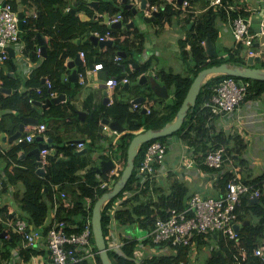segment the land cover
Returning a JSON list of instances; mask_svg holds the SVG:
<instances>
[{
    "label": "trees",
    "instance_id": "1",
    "mask_svg": "<svg viewBox=\"0 0 264 264\" xmlns=\"http://www.w3.org/2000/svg\"><path fill=\"white\" fill-rule=\"evenodd\" d=\"M25 3L28 1L31 5H36L38 11L36 14L25 15L26 21L23 23L22 37L25 43V53L29 56L30 60L35 63V67L31 72L30 76L24 83V90H16L14 93L4 94L2 89L10 86L17 88V82L12 78L7 70H15L16 62L15 58L10 55L5 61V67L0 70V110L11 108L12 112L7 116L14 120V127L12 129H6L7 131H13L17 124L21 120V116L28 113H34L35 106L42 95V99L46 101L51 98L50 91L46 87L42 93L36 92V88L43 85V78L51 79L53 82L52 89L54 91L65 90L70 88L72 82L70 80L63 81L62 73L68 71V64L66 59L68 57H76L80 50H83L86 54V65L85 67H94L98 62L103 63V68L109 70V77L122 78L125 71L123 70V64L128 58L133 56V47L137 50L143 51L144 37L138 33L139 30L136 28L131 29L128 26V19L133 14V10L124 6L123 0H100L99 11L106 12L110 15H115L118 12H122L125 21V27L113 28L114 35L116 38L113 44L106 48L105 51L97 52L91 50L87 52L86 43H76L77 38L85 39L88 37L87 33L90 31L98 30L100 33H105L108 26L102 23L99 19H96L95 11L88 4V0H23ZM78 4L74 6V2ZM152 3L160 5V10L157 12L156 22L163 23V21H172V19L181 13V3L176 0L175 4L170 3L167 0H150ZM199 1H205L207 5L203 8L200 13H195L194 7L190 11L188 22L186 24L189 27L190 36L187 39L181 41V47L185 57L190 60L193 59V67L191 72L187 75L175 73L173 71L161 70L163 82L167 84L169 88L173 90L171 100L157 98L153 93H148L147 84H137L138 87L133 88L136 92L141 91L140 88L143 86L144 95H150V112H142L140 110L139 115L143 122L147 124L148 128H161L166 123L172 121L187 92L194 80V77L198 72L206 66L213 64H220L227 62L235 65H248V50L249 47L242 41H236L232 47H226V49L217 52L215 55H208L205 49V40L208 36L217 44L219 41L220 27L218 20L222 19L225 22L230 23L234 18L238 16L250 17L254 14V11L245 10L239 4L234 7L233 0H224L222 6L213 7L209 6L206 0H190L192 5L198 4ZM239 1V0H238ZM12 3L14 10H18L17 4L14 0H9ZM70 4V9L65 10ZM164 4V6H162ZM234 8H230V6ZM240 6V7H239ZM85 10L88 13L89 18L83 19L78 12ZM191 24V25H190ZM135 27V26H134ZM133 34L136 40H132ZM48 34L50 36L49 43L47 46V54L45 57H40L36 50L38 49V34ZM130 33V34H129ZM126 34L125 38H121V35ZM132 37V38H131ZM187 44L190 45L189 49L185 47ZM185 48V49H184ZM125 51L127 57L120 61H115V55L118 51ZM122 61V62H121ZM264 68V61L258 65ZM147 69V64L142 65L140 68L131 72L130 77L137 78L143 74V71ZM225 76H232L228 74H218L209 78L201 87L200 92L197 96L195 106H192L188 110L187 117L184 120L183 125L172 135L160 137L159 140L167 141L172 137H178L185 145L192 149V153L195 154L199 164L204 170L207 171H220L224 168V165L232 160H236L234 154L242 156L246 149V142L243 137L238 133H226L223 129H217L216 123L213 117V113L207 102L211 96L215 93L217 86L223 80ZM129 77V78H130ZM237 79L247 80L250 82L248 92L245 101L248 99H259L264 97V80H257L251 78L237 77ZM124 84L122 85V87ZM129 86L126 89L130 90ZM125 88V87H124ZM18 89V88H17ZM33 98L34 103H30L29 99ZM132 107V104L122 98L115 97L114 102L111 105H106L102 114L100 112H94L93 118L88 119V125L84 130L85 136L91 138V142L88 145L89 152L100 151L101 141L104 136L97 132V125L100 118L112 117L113 120H119L122 123L128 118V113ZM71 109V112L69 111ZM53 112L54 115L66 119L71 116L76 117L77 110L72 104L66 105H52L48 111L49 115ZM60 112V113H59ZM47 113V114H48ZM6 116V115H5ZM7 117L3 116V122L0 124V129L3 123L7 122ZM45 119V117H44ZM41 120V118L39 119ZM41 122V121H40ZM43 123V122H42ZM141 123V122H140ZM7 124V123H5ZM133 124H136L133 122ZM213 132V138H210V131ZM60 143H64L62 135L58 138ZM150 141L144 143L138 153L135 163L138 164L142 150L145 145ZM37 141L32 143L35 145ZM62 143V144H63ZM61 144V145H62ZM58 145V150L48 155V162L45 166V173L37 171V157L29 152L31 145L27 146L25 142L20 143L18 146L11 149L10 152L3 153L0 145V158L4 157L7 159V171L11 165L13 171H8L7 175L11 182L21 181L25 186L23 193L19 196L21 207L25 210L29 216V222L33 226L38 227L40 223L48 216L50 210L55 202V196L58 198L57 217L65 218L66 222L75 224L74 230H81L83 227V220L77 218V216L85 215L87 206V199H93V203L97 200L100 195L104 193L103 189L98 188L101 182L104 180H110L107 174L98 173L97 166L90 165L91 155L79 154L77 151L69 150L67 153L68 157H60L62 146ZM129 141L125 137H121L116 147V152L111 151V156L103 154L101 157L114 159L116 157L125 160L124 167L127 163V149ZM61 146V147H60ZM224 147L225 153L223 162L220 168H211L204 162L206 153L213 148ZM25 148L26 156L23 159L18 158L17 150ZM102 153V152H101ZM105 155V156H104ZM244 160V157H241ZM115 161V159H114ZM14 163H17L16 165ZM81 169H86L83 174H80ZM123 171V170H122ZM114 177L116 182L121 176ZM1 175V174H0ZM231 171L225 170L220 179V186L223 192L227 189V181ZM252 177V178H251ZM0 178H3L1 176ZM167 184H154V190L158 197L155 199L153 192L148 189L144 190L145 199H141V195H136L130 198L124 203V208L119 213L121 223L120 225L131 226L134 222H139L140 225L149 227L153 225L154 213L165 215L167 208H182L186 205L187 200L192 194L189 193V188L186 183L178 178H175L174 174L168 177ZM134 176H132L127 185L126 189L132 187ZM246 183L252 184L255 188L262 191V196L259 202H251L248 198H245L243 206L239 209L238 221L241 223L239 228V234L241 235L238 243L234 240H230L224 237L220 233L215 237L212 235V239H219V248L213 249L212 256L206 261L205 264H240L236 256L241 258V254L238 250L239 246H244L247 250V257L242 260L241 264H264V259L261 256L255 255V249L264 245V174L258 176H250L248 179H244ZM58 185V189L56 188ZM57 189V191H56ZM65 189L67 191L66 200L72 202V207H65L59 191ZM97 190V195L95 194ZM55 192L58 194L55 195ZM55 195V196H54ZM94 204L92 205L91 212H93ZM90 212V213H91ZM0 215L4 219H7L12 215L9 212L5 204L0 206ZM141 216H144L145 220H141ZM110 217L104 211L102 214V223L105 236L108 235V224ZM145 221V222H144ZM249 222V223H248ZM5 226V225H4ZM4 226L0 227V232ZM14 242L21 240V236L11 231V236L0 238V254L4 251H9L6 244L11 239ZM201 238L199 237L198 240ZM94 240V238H93ZM124 246L125 254L119 253L109 249L110 257L114 264H138L137 258L142 259L141 264H189V251L188 246H176L167 249H156L147 244L145 254L139 256L138 247L139 241L134 238H127ZM95 242V241H94ZM5 247V249H3ZM32 247H21V254L24 257L25 262H28L32 255L37 251ZM97 249V247H96ZM236 255V256H235ZM97 263L102 264L100 256L97 255ZM76 264H92L91 260L83 259Z\"/></svg>",
    "mask_w": 264,
    "mask_h": 264
},
{
    "label": "crops",
    "instance_id": "2",
    "mask_svg": "<svg viewBox=\"0 0 264 264\" xmlns=\"http://www.w3.org/2000/svg\"><path fill=\"white\" fill-rule=\"evenodd\" d=\"M9 1V0H0V5L3 4V2ZM17 4L18 11H23L25 15L35 14L38 9L36 5H31L30 2H24L23 0H14ZM91 1L94 0H88V4L90 7L93 8L95 11V18L99 19L104 24H106V18L108 17L109 13L106 12H100L99 11V5L100 0H96L98 3L97 5L93 6L90 4ZM209 0H206V2ZM234 1V7H237L236 4L240 3V6L243 7L245 10L248 11H255L262 5H264V0H233ZM71 2V0H70ZM74 4L77 1H73ZM128 2H130L128 0ZM131 3V2H130ZM75 6V5H74ZM142 4L135 3L134 8H136V12H133V14L130 16L129 20L126 22L128 24H131V21H134V25H129L131 29L136 28V30H139L140 34L144 37L143 42V51H139L136 49V47H133V56L131 58H128L126 62L123 64V70L125 71L124 76H129L131 72L138 69L134 64L131 62V59H135L138 63H140V67L142 65L147 64V69L143 71L145 74H153L157 77V79L161 82H163L161 70H167V71H173L175 73H180L182 75H187L190 73V71L187 73H182V68L185 66V62L192 61L193 59L190 58L188 60L185 55L183 54V50L181 47V41L184 39H187L190 36L189 27L186 26L189 18L190 11L185 10L181 8V13L179 15H176L172 21H163V23L156 22V17L152 19L151 17H147L144 14V8H142ZM207 5L205 4V1H199L198 4L192 7L196 8L195 13H200V11L203 10ZM239 6V7H240ZM70 9V4L65 7V10ZM140 10H143L144 17L147 18V20L144 18V20L136 19L134 15H138V12ZM78 14L85 20L88 19V13L85 10H81L78 12ZM220 27V35H219V41L217 42L216 46L218 48H222L223 50L226 49V47H232L235 44V38L232 33V28L230 23L223 22L218 23ZM191 25V24H190ZM135 26V27H134ZM122 28L125 27V24L121 25ZM135 30V29H133ZM132 32V40H136L134 34ZM98 30L90 31L88 32L85 39L83 38H77L76 43H86L88 42L89 45L86 46L87 52H90L91 50L102 52L105 51L108 45L101 46L99 43H95L94 39H91V36H97ZM129 33V34H130ZM126 34L121 35V38H125ZM131 37V38H132ZM50 36L48 34H38V49L36 50V53L40 57H45L46 55L42 54V46H45L44 53L47 54V46L49 43ZM205 44V43H204ZM216 47V48H217ZM186 49L190 48V45L187 44L185 47ZM184 48V49H185ZM206 49V48H205ZM81 51V50H80ZM80 51L76 55L80 57L82 60V57L80 56ZM86 54L84 61L82 60L81 64H78L75 62L73 66L70 65V62L75 60L76 57H68L66 59V64H68V71H65L62 73V80H70L69 76L70 74L77 69L78 73L83 72L84 73V81L81 82L79 79L77 82L71 81L72 84H70L69 89L65 90H56V94L53 97L58 96L59 94H65L64 99H62L59 102H54L52 105H66V104H72L77 110V116L71 118V116L67 117L66 119H63L62 117L56 116L51 112L49 115L48 111L50 110V106L44 108L42 105H39L38 102L46 103V99H42V95H40L38 101L34 107L35 112L32 113H26L21 116V120L16 123V128L11 132L7 131L6 129H12L14 127V120L8 118L7 116L9 113L12 112L11 108L1 109L0 110V124L3 122V116L7 117V124L3 123L1 129H0V145L2 148L3 153L10 152L11 149L18 146L20 143L17 142V134L21 132V135H25L31 131H34V125L33 124H25L24 128L21 130L20 124L24 121V117L31 116L36 117L38 119L41 118V123H45L47 126V129L44 133H37L36 141L37 143L32 146V143L35 142L31 141H24L27 146L31 145L30 151L33 152L34 149L38 148L41 144H48V147L50 148V153L56 152L58 149V145H61L59 141V136L62 135V138L64 139V143L62 146V151L60 153V157H68L67 153L69 150L77 151L79 154H88L92 156V159L90 160V165H93V161L98 160H108L111 158H102L101 156L105 154L106 156L112 155L111 151L116 152V149H113L114 146H118V142L120 141L121 137L127 138V133L129 131L133 130V123L127 122V120H131L132 113H137L139 115L140 110L143 109V105L150 104L151 102L150 97L146 99L145 101L140 102H134L135 99L139 98L140 96L144 95V88L141 86L140 91L136 92L135 90H132V88L128 91H130V95L128 97H125V94L120 91L119 87L128 88L132 84V78L130 77L129 82L125 83L122 82L118 84L117 86L108 89V87L105 85V80L109 78V70L102 68L99 70L94 69V67H85L86 65ZM11 55V54H10ZM15 58L16 62V69L11 70L8 69V74L14 78V80L17 82L21 80V82H17V88L7 86L2 89V92L4 94H10L14 93L16 90L23 91L24 90V83L30 76L31 72L33 71L35 66H30V62L27 61V63L23 60L22 56L18 54V51H14V55H11ZM137 56V57H136ZM127 57V56H126ZM126 57H123L124 59ZM123 60V59H122ZM187 60V61H186ZM122 62V61H121ZM180 62V63H179ZM100 63V62H98ZM5 67V62L0 64V70ZM139 67V68H140ZM186 68V66H185ZM123 76V77H124ZM140 75L138 76L139 79ZM138 84V81L136 82ZM115 89V90H114ZM170 94L172 96L173 90L169 88ZM133 94L134 97L132 96ZM122 98L132 104V107L128 113V118L125 121V123H128L129 125H125L129 131L126 132H118L114 128L111 127L110 121H112V117L106 118L102 117L99 120V123L97 125V132L102 134L104 136L101 141V147L102 149L99 151H93L89 152L88 145L91 142V138L89 136H85L84 130L86 126L88 125V119L93 118L94 112H100L102 114L104 107L106 105H111L114 102L115 97ZM170 96V97H171ZM112 99H111V98ZM106 98H108L106 100ZM139 103L138 107H135V104ZM71 112V109H69ZM78 111H84L86 112L84 116L79 117ZM48 113V114H47ZM60 113V112H59ZM97 114V113H96ZM6 115V116H5ZM215 123L217 129H223L226 133H238L240 134L244 141L246 142V149L242 156H239L238 154H234V157L236 160L230 159V162L224 165V168L220 171H207L204 170L201 165L199 164V161L197 160L195 154L192 153V149L190 147H187L179 138L180 142L175 139V137H172L170 139L171 147L168 151V155L166 158V167L169 169V174L166 177L165 180L161 182V184H167L168 180L171 174H174L175 178L183 180L186 185L189 188V193H201L203 192L206 195H213L218 196L222 193L221 186H220V179L222 178V174L225 170H229L232 172H238L239 175L243 179H248L250 176H258L261 174H264V97L259 99H248L244 102H242L238 108H236L233 112L226 113L224 115H213L215 117ZM45 117V119H44ZM105 119L109 120V123L105 122ZM136 123V120L133 121ZM107 124L108 129L105 130L103 125ZM131 125V126H130ZM141 131V130H140ZM138 131V132H140ZM137 133V132H136ZM210 138H213V132L212 130L209 133ZM51 139V141H49ZM83 142V145L79 147L77 144ZM22 143V142H21ZM114 143V144H113ZM104 144V145H103ZM60 146V147H61ZM103 151H107L106 153H101ZM25 148H20L17 150L18 158L23 159L26 156ZM104 155V156H105ZM241 157H244V160H241ZM100 158V159H99ZM116 159V158H114ZM113 159V160H114ZM122 159L118 158L117 160ZM38 160V159H37ZM40 161V160H39ZM191 163V164H189ZM15 165L17 163H14ZM41 164V162H40ZM13 166L11 165L8 169V171H13ZM7 167V159L4 157L0 158V177L4 176L8 178V171L6 169ZM97 167H102L101 162L97 165ZM38 168H41L40 165L37 166ZM86 169H81L80 174H83V172ZM46 169H42V174L45 173ZM41 173V172H40ZM100 174V173H99ZM107 174V173H105ZM58 185H56V188ZM25 186L21 181L17 182H11L7 189L8 193L4 197V204L7 206L9 212L11 211L13 215H18L26 220L29 221V216L26 214L25 210L21 207L19 197L23 191ZM56 189V191H57ZM62 191H66L63 189ZM61 191H59L60 193ZM67 192V191H66ZM58 193L55 192V195ZM54 195V196H55ZM56 199H58L55 196ZM63 201V199H62ZM71 202V201H70ZM53 210L51 209L48 216L40 223L39 225L43 224L46 225L47 223L52 220ZM79 218V216H77ZM38 225V226H39ZM2 231L7 232L6 237L11 236V231L8 230L6 226H4ZM1 231V232H2ZM0 232V233H1ZM135 231L132 232V234ZM217 235L215 234V237ZM201 239L198 240L197 246L193 247L189 251V264H205L206 261L212 256L213 249L219 248V242L217 240L219 239H212L211 236H208L207 238L200 237ZM11 239V238H10ZM6 244V247L9 248L8 252L4 251L3 254H0V264H51V256L48 252V249L45 245H41L39 247H36L34 250L37 251L34 255H32L31 259L28 262H25L24 257L22 256L20 250L23 246V241L17 240V242H14L12 239L9 240ZM5 249V247H3ZM203 252V254H202ZM201 255V256H200Z\"/></svg>",
    "mask_w": 264,
    "mask_h": 264
},
{
    "label": "built area",
    "instance_id": "3",
    "mask_svg": "<svg viewBox=\"0 0 264 264\" xmlns=\"http://www.w3.org/2000/svg\"><path fill=\"white\" fill-rule=\"evenodd\" d=\"M133 6L135 3L142 4V0H129ZM170 3L176 0H167ZM224 4V0H209V6L218 7ZM164 6V4H162ZM190 0H183L181 8L188 10L192 8ZM230 8H234L232 5ZM131 9V8H129ZM160 10V5L146 0L144 14L147 17H152L154 13ZM261 12L259 21V29H255L252 25L251 18L254 14ZM36 14V13H35ZM254 14L248 18L238 16L230 22L232 33L236 41H242L248 47V57L261 56L264 61V5L254 11ZM129 20V19H128ZM26 21L25 15L22 22ZM106 25L108 29L105 33L97 32L99 41L112 40L116 38L113 28L121 27L125 24L122 12L115 15H108L106 18ZM21 18L19 11L14 10L11 2L6 1V4L0 5V64L5 62L10 57L9 48L18 51L24 60L30 62V66H35L29 56L25 53V43L22 37V29L20 27ZM224 20L219 19L218 23H223ZM80 56L84 61L85 52L80 51ZM123 56L117 53L114 60L120 61ZM103 68V63H96L94 69L99 70ZM84 73H79V79L83 82ZM129 76L122 78L109 77L105 80V85L111 89L118 84L129 82ZM250 82L247 80L237 79L233 76H225L220 84L217 86L215 93L211 96L207 105L215 115H224L233 112L239 105L245 101ZM49 89L50 97L55 96L56 92L52 89L53 82L46 78L42 86L36 88V92L42 93L44 88ZM111 98V97H110ZM112 99V98H111ZM145 101V100H144ZM150 101V100H149ZM30 103H34V99H29ZM151 102V101H150ZM139 103L135 104L138 107ZM146 112H150V104L143 105ZM104 129H108V125H103ZM47 129L45 123H38L34 125V131L25 135H20L17 142L34 141L37 133H44ZM114 144V143H113ZM49 145V143H48ZM79 147L83 142L77 144ZM117 146L113 145V149ZM142 147V146H141ZM171 147L170 139L162 141L159 139L150 140L142 150V156L137 165H135L133 175L134 181L132 187H126L116 196L107 199L102 204V214L105 211L110 217L108 224V235L106 237L108 249L125 254L124 246L127 238H134L139 241L138 254L143 256L146 252V245L150 244L152 250L167 249L176 246H188L190 249L197 246L198 238H207L208 236L218 235L219 233L230 240L238 243L241 235L236 224L241 226L238 221L239 209L243 206L245 198L260 197L262 191L255 188L252 184L246 183L238 172H232L227 181V189L218 196L203 195L199 192L194 193L187 200V203L182 208H167L165 215L154 213V222L152 226H141L139 222H134L131 226L120 225L121 219L119 213L124 208V203L136 195H143L144 190L148 189L154 193V184L166 179L169 174V169L166 167V158ZM50 148H42L40 150L39 160L40 167L44 170L47 162ZM141 148L139 149L140 152ZM103 151L102 153H106ZM138 152V153H139ZM224 147L213 148L209 150L205 157V164L211 168H220L225 161ZM114 166L107 172L110 180L101 182L98 188L103 189L104 192L109 191L115 184V176H119L124 168V159H115ZM191 164V163H189ZM114 182V184H113ZM10 184L9 178H0V206L4 204V197L7 195V186ZM97 195V190L95 192ZM63 204L65 207H72V202L66 200L67 192H60ZM101 196V195H100ZM99 198V197H98ZM97 198V199H98ZM96 202V201H95ZM58 199L55 198L52 210V220L46 225L33 226L28 220L18 216L11 215L4 219L0 215V227L6 226L9 231L15 232L21 236L24 247L36 248L45 245L51 256V264H76L83 259L91 260L92 264L97 263L98 249H96L95 240H93L92 228V212L91 208L93 199H87V206L85 207L86 214L80 215L83 220V227L79 230H74L75 224L66 222L65 218L57 217ZM91 212V213H90ZM10 213H12L10 211ZM141 220H145L141 216ZM145 222V221H144ZM135 231L133 234L132 232ZM238 250L241 258L236 256L238 263L247 257V250L244 246H239ZM255 255L261 256L264 259V245L255 249ZM138 264L141 260L136 259Z\"/></svg>",
    "mask_w": 264,
    "mask_h": 264
},
{
    "label": "water",
    "instance_id": "4",
    "mask_svg": "<svg viewBox=\"0 0 264 264\" xmlns=\"http://www.w3.org/2000/svg\"><path fill=\"white\" fill-rule=\"evenodd\" d=\"M180 3L183 0H179ZM124 6L126 8H131L135 13L136 8H134L133 4L128 2V0H123ZM145 2L146 0H142V8H145ZM97 1H91L90 4L95 6L97 5ZM6 4V1L3 2V5ZM78 4V2H75V6ZM158 13H154V15L151 17L154 19L157 16ZM19 16L21 18L20 22V27L23 29L24 24L22 22V18L24 16L23 11L19 12ZM261 17V12H258L254 14L251 18L252 25L255 29H259V21ZM147 20V18H145ZM149 20V19H148ZM147 20V21H148ZM129 25H134V21H131V24ZM91 39H94L95 43H99L101 46H111L113 44L112 40H106V41H99L97 36H91ZM205 48L206 52L208 55L212 56L215 55L217 52L216 44L215 42L211 39L210 36L207 37L205 40ZM45 46H42V54L46 55L44 53L45 51ZM9 52L11 55H14V49L9 48ZM120 55L123 57L127 56V53L125 51H118ZM192 59V58H191ZM77 62L78 64L82 63V60L80 59L79 56L75 58V60L70 62V65L73 66V64ZM131 62L136 66L137 68L140 67V63H138L135 59H131ZM255 62H261V56H249L247 59L248 65L240 66V65H235V64H230L227 62H222L220 64H213L204 67L201 69L198 74L194 77V80L192 81L188 92L175 116V118L166 123L163 127L161 128H148L142 132H138L132 140L129 142L128 149H127V163L125 167L123 168L121 176L118 178V180L115 182L114 186L112 187L111 190L104 192L94 203L93 207V212H92V228H93V235H94V240L95 244L97 246V249L99 251V256L101 259L102 264H114L109 253V249L107 246V241L106 237L104 234V229H103V223H102V204L104 203L105 200L110 199L116 195H118L127 185L129 179L133 175V171L135 168V159L138 155L139 149L141 146L153 139H158L160 137H165V136H170L174 132H176L184 123L185 118L187 117L188 110L192 107L195 106L196 101H197V96L200 92V89L202 85L210 78L212 77L211 75H218V74H228L232 76H237V77H244V78H251V79H257V80H264V68L259 67V66H254ZM69 79L71 81L77 82L79 80V73L77 69H75L69 76ZM46 78H43L42 82L44 83ZM139 84H147L148 85V93H153V95L157 98H163V99H169L171 94L169 87L165 83H161L157 77L153 74H141L139 77ZM65 94H59L56 97H51L47 100L46 103L38 102L39 105H42L44 108L49 107L52 103L54 102H59L62 99H64ZM150 95H143L140 96L139 98L135 99L134 102H140L148 99ZM108 98H106L107 100ZM142 112H146V108L142 109ZM79 117H82L85 115L86 112L84 111H78ZM24 121L20 124L21 130L24 128V125L29 123L33 125H37L40 123V120L36 117H31L27 116L23 118ZM106 123H109L108 119H105ZM139 121H136V124H138ZM110 125L112 128L117 130L118 132H126L129 131V129L123 125L122 122L119 120H112L110 121ZM21 135V132L17 134V138ZM51 141V139H49ZM48 147V144H41L38 148L33 150V154L37 157V163L40 165L39 157H40V150L42 148ZM115 162L113 159H108V160H101V165L102 167L97 168L98 173H107L113 166ZM38 172L42 173V168H38ZM251 202H259L260 199L258 197H253L250 198ZM249 223V222H248ZM236 228L239 229L240 225L236 224ZM7 236L6 231H2L0 233V238H3Z\"/></svg>",
    "mask_w": 264,
    "mask_h": 264
},
{
    "label": "rangeland",
    "instance_id": "5",
    "mask_svg": "<svg viewBox=\"0 0 264 264\" xmlns=\"http://www.w3.org/2000/svg\"><path fill=\"white\" fill-rule=\"evenodd\" d=\"M134 17L136 18V19H141V20H144V14H143V10H140L139 12H138V15L136 16V15H134ZM223 49L222 48H219V51H222ZM137 57V56H136ZM187 61V60H186ZM180 63V62H179ZM261 62H255L254 64L255 65H258V64H260ZM193 65H194V63H192V61H187V63L185 62V66H186V68H185V66H183L182 68H180L181 70H182V73L184 74V73H188L189 71L191 72V68L193 67ZM211 76H214V75H211ZM211 78V77H210ZM138 81V83H139V79H138V77L137 78H133L132 79V84H131V87H130V89L132 88H135V87H138L137 86V84H136V82ZM119 89H120V91H122V93L123 94H125V93H127L126 95H125V97H128V96H131L130 94V91H128V89H125V88H123V87H119ZM115 90V89H114ZM142 91H140V93H141ZM134 95L135 94H133L132 96L134 97ZM169 101L171 100V97L168 99ZM139 119H141V116L140 115H138L137 113H132V118H131V120H127V122H129V123H133V121L134 120H136V121H139ZM141 122V123H140ZM140 122L138 123V124H134L133 125V130L132 131H129L128 133H127V138H128V141L130 142L131 140H132V138L138 133V131H140V132H142V131H144V130H146L147 129V124H145V122H143V118H142V120H140ZM125 125H129L128 123H124ZM123 124V125H124ZM131 126V125H130ZM137 132V133H136ZM175 139L176 140H178L179 142H180V140L178 139V137H175ZM104 145V144H103ZM188 147V146H187ZM100 159V158H99ZM116 159H118V157H116ZM101 162V160H98V161H93V165H95V166H97L99 163ZM228 162H230V161H228ZM252 178V177H251ZM113 184H114V182H113ZM154 190V189H153ZM203 195H206L204 192H203ZM153 196L155 197V199L158 197V194H156V192H155V190H154V193H153ZM146 197H145V195L143 194V195H141V197H140V200L141 199H145ZM202 254H203V252H202ZM201 256V255H200Z\"/></svg>",
    "mask_w": 264,
    "mask_h": 264
}]
</instances>
